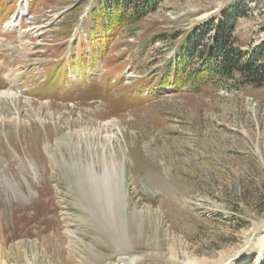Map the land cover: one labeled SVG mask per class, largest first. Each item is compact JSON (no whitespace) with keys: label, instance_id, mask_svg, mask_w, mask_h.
Returning <instances> with one entry per match:
<instances>
[{"label":"rangeland","instance_id":"rangeland-1","mask_svg":"<svg viewBox=\"0 0 264 264\" xmlns=\"http://www.w3.org/2000/svg\"><path fill=\"white\" fill-rule=\"evenodd\" d=\"M21 1L0 0V91L18 95L0 98V259L93 264L95 249L102 264H117L123 240L99 237L69 149L78 131L97 134L113 120L127 156L126 212L152 216L129 254L166 257L176 248L178 261L232 259L264 225V87L233 81L193 93L157 82L187 33L233 0H165L100 56L89 45L78 54L97 0ZM246 3L236 35L248 55L264 58V0ZM21 7L25 23L5 30ZM68 229L86 244H71ZM263 256L264 248L260 258L244 252L229 264H263Z\"/></svg>","mask_w":264,"mask_h":264},{"label":"trees","instance_id":"trees-1","mask_svg":"<svg viewBox=\"0 0 264 264\" xmlns=\"http://www.w3.org/2000/svg\"><path fill=\"white\" fill-rule=\"evenodd\" d=\"M164 1H95L84 24L90 38L78 54L84 55L88 45L99 56L105 53L119 35L157 12ZM250 12L246 0H233L216 17L195 25L167 64L163 81L157 82L161 88L172 85L176 90L199 93L206 85L221 86L233 81L237 87H264V58L248 55L236 35L237 22ZM171 73L173 80L168 84Z\"/></svg>","mask_w":264,"mask_h":264},{"label":"bare ground","instance_id":"bare-ground-1","mask_svg":"<svg viewBox=\"0 0 264 264\" xmlns=\"http://www.w3.org/2000/svg\"><path fill=\"white\" fill-rule=\"evenodd\" d=\"M27 12L28 9L24 10V7H21L19 15L14 19L12 18L10 22L5 24V30L12 31L19 29L18 26L21 25V23H25L24 21L26 19ZM10 90L12 92H10ZM10 90L6 92L0 91V98H2V100L3 98H6L12 101H14L16 97L18 98L17 92H15L14 89ZM18 115L19 114L17 112V116ZM114 122L115 121L113 120L109 123L103 124L102 127L98 128L99 132L97 134L92 127L83 128L81 131L77 132L78 136L76 142L72 143V146L69 145L70 151H73L79 158L77 161H80L79 163L76 162V164L80 169L82 178H78L77 184L79 185L83 193V197L87 202L88 209H91L96 218L100 220L101 227L99 229L101 230V234H99V237L104 238L107 233L111 239L115 237L114 242L123 240L120 242V247L124 246L125 248H118V252H116V256L118 258L117 264H201V262L199 263L190 259L189 261H178V258H180V252L176 248H172L169 251L170 256L166 257L156 256V258H152V254L151 256L150 253H145V255H148V258H144V256H138L135 258L129 254L131 249L126 248L129 244L128 241L132 243L135 242L134 244H137L142 240H145L144 235L140 233L141 224L145 219H149L152 216L150 213L151 209L147 208V211H140L137 206H135L131 212H126L128 203L127 198H125L124 195V190L126 187L125 161L127 160V156L122 145L121 138L113 132L112 124ZM72 137L73 134L69 133V139H72ZM58 145L59 144H57V146ZM49 148L53 153L55 152L51 145H49ZM119 154L122 155V160H118V158H120ZM104 228H106V230ZM255 228L259 231V233L255 232L256 237H250V239L246 242L249 246L244 251L246 254L248 252L256 251L258 257L260 258L264 248V225L261 227L255 225ZM137 229H140L139 233L136 232ZM68 232L71 238V244H74V241L76 240L80 241L84 245L86 244L84 239H81V236L79 237L73 230L68 229ZM126 232H128V235L124 236L123 233L126 234ZM132 237L134 239H132ZM99 249H101V247H99ZM241 251L238 252L241 253ZM91 258L93 264H102L103 261H105V258H102L98 253H96L95 249L92 251ZM226 261L227 260L222 257L220 260H217V262L210 263L224 264ZM0 264H6V262L3 259H0Z\"/></svg>","mask_w":264,"mask_h":264},{"label":"water","instance_id":"water-1","mask_svg":"<svg viewBox=\"0 0 264 264\" xmlns=\"http://www.w3.org/2000/svg\"><path fill=\"white\" fill-rule=\"evenodd\" d=\"M253 234H254V233H253ZM254 236L256 237L255 234H254ZM248 246H249V245L246 243V245H245V247L242 249V251L240 250L241 253H239V252H240V251H239L237 254L234 255V257H233L232 259L227 260L228 262L226 261L224 264L230 263L233 259L239 258V256H240L243 252H245L244 250L247 249Z\"/></svg>","mask_w":264,"mask_h":264}]
</instances>
